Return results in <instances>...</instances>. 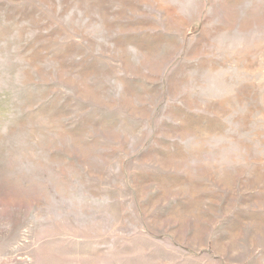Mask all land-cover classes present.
Wrapping results in <instances>:
<instances>
[{
  "label": "rangeland",
  "instance_id": "374dc122",
  "mask_svg": "<svg viewBox=\"0 0 264 264\" xmlns=\"http://www.w3.org/2000/svg\"><path fill=\"white\" fill-rule=\"evenodd\" d=\"M0 264H264V0H0Z\"/></svg>",
  "mask_w": 264,
  "mask_h": 264
}]
</instances>
